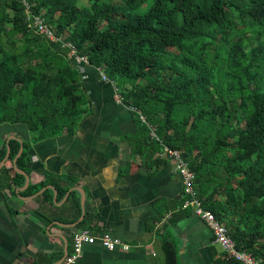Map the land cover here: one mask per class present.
<instances>
[{
	"label": "trees",
	"instance_id": "1",
	"mask_svg": "<svg viewBox=\"0 0 264 264\" xmlns=\"http://www.w3.org/2000/svg\"><path fill=\"white\" fill-rule=\"evenodd\" d=\"M25 1L0 0V126L22 124L31 137L17 168L30 172L31 143L74 135L90 112L70 44L137 111L128 166L164 165L156 157L163 145L180 151L204 209L238 251L264 264V0ZM29 16L57 41L29 27ZM8 149L0 187L19 188L24 176L12 161L20 143L3 144L0 161ZM161 246L164 264H179L177 244L165 238ZM214 264L240 263L221 254Z\"/></svg>",
	"mask_w": 264,
	"mask_h": 264
},
{
	"label": "crops",
	"instance_id": "2",
	"mask_svg": "<svg viewBox=\"0 0 264 264\" xmlns=\"http://www.w3.org/2000/svg\"><path fill=\"white\" fill-rule=\"evenodd\" d=\"M80 72L91 105L75 134L31 143L30 172L19 169L28 185L24 177L22 187H0V264H59L72 249L71 234L80 230L108 231L130 250L87 245L75 264H164L165 238L177 244L179 264H214L221 252L205 222L181 208L186 196L173 161L128 166L127 138L138 131L131 107L96 68L83 65ZM18 139L31 141L25 126H0V148ZM8 157L0 169L10 166ZM47 178L54 183L38 188ZM29 185L38 190L25 193Z\"/></svg>",
	"mask_w": 264,
	"mask_h": 264
},
{
	"label": "built area",
	"instance_id": "3",
	"mask_svg": "<svg viewBox=\"0 0 264 264\" xmlns=\"http://www.w3.org/2000/svg\"><path fill=\"white\" fill-rule=\"evenodd\" d=\"M22 1L26 4L25 0ZM27 21L29 22V27L33 28L36 32L45 34V36H47L50 41H57L52 31L47 25H45L41 17L29 16L27 17ZM64 46L70 48V58L75 66L79 68V70L83 65H88L87 60L84 57L78 56L76 54V50L72 46H70V44H64ZM97 71L99 72L100 77L104 82L113 84V82L109 81L108 78L99 69H97ZM118 100L121 101V97H119ZM131 110L133 112H137L136 109L132 107ZM139 116L140 119L144 122L145 118L140 115V113ZM151 136L158 140L153 132ZM157 156L158 158H168L173 161L174 169L181 177L183 192L186 196V199L181 208H191L193 214L200 220H203L205 222L206 226L212 232L213 244L217 246L221 254L233 258L240 264H260V262L255 260L251 254L238 251L233 240L229 237L226 227L215 218L211 211L204 209L202 203L197 197V193L195 190V174L190 170L187 163L182 158L181 152L163 145ZM71 240L72 249L59 264H75L76 261L81 257L83 247L87 245L99 244L102 248L109 252H113L117 249H120L122 251L130 250L128 244L124 243L121 239L111 235V233L108 231H75L71 234Z\"/></svg>",
	"mask_w": 264,
	"mask_h": 264
},
{
	"label": "water",
	"instance_id": "4",
	"mask_svg": "<svg viewBox=\"0 0 264 264\" xmlns=\"http://www.w3.org/2000/svg\"><path fill=\"white\" fill-rule=\"evenodd\" d=\"M18 141L20 142V149H19L18 154L16 155V157H15L14 160H13V167H14V170H15L17 173L24 175V177H25V185H28V183H29V176H28L25 172L20 171V170L17 168V166H16V161H17L18 157L20 156V154H21L22 151H23V145H22V142H21V140H19V139H18ZM6 155L9 156V149L7 150ZM3 161H4V160H2L1 164H3ZM1 164H0V165H1ZM0 167H1V166H0Z\"/></svg>",
	"mask_w": 264,
	"mask_h": 264
},
{
	"label": "rangeland",
	"instance_id": "5",
	"mask_svg": "<svg viewBox=\"0 0 264 264\" xmlns=\"http://www.w3.org/2000/svg\"><path fill=\"white\" fill-rule=\"evenodd\" d=\"M81 3H83V4H85L86 3V0H81ZM111 4H113L114 6H115V4L114 3H112L111 2ZM117 12L119 13L118 15H117V18L118 19H122V13H123V10H117ZM137 13H139V14H141L142 13V11H137ZM133 14V13H132ZM113 85L116 87V88H119V83H113ZM120 89V88H119ZM120 91V90H119ZM87 111L89 112V109H88V107H87Z\"/></svg>",
	"mask_w": 264,
	"mask_h": 264
}]
</instances>
